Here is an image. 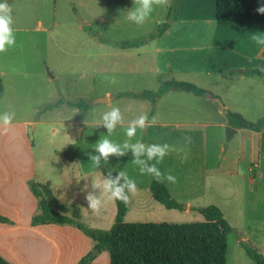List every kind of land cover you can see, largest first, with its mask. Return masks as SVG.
<instances>
[{
  "label": "rangeland",
  "instance_id": "rangeland-1",
  "mask_svg": "<svg viewBox=\"0 0 264 264\" xmlns=\"http://www.w3.org/2000/svg\"><path fill=\"white\" fill-rule=\"evenodd\" d=\"M173 1L176 13L179 10L188 19L175 24L171 34L178 36L170 44V50L159 54L154 50L166 49L167 41L159 44L147 40L144 45L131 47L115 44L145 38L166 21ZM6 2L15 40L12 46L0 51L3 89L0 112L15 115L8 125L0 124V158L21 162L17 170H23L26 163L34 161L33 180L50 181L60 202L80 207L79 221L89 228L109 229L116 214L114 199L106 196L101 197L98 210L88 209L85 193L99 194L98 189L91 188L90 179L103 177V171L116 176L117 171L124 170L136 181L137 190L128 193L123 222L193 223L203 221L202 215L193 208L214 205L232 227L227 236L226 264H254L243 244L264 256V133L258 139L239 132L226 141V126L219 125L224 117L218 114L217 104L181 90H167L155 100L116 97L119 93L157 91L165 82L176 80L189 82L219 98L222 97L220 84L228 83L224 100L232 97V89L236 90L239 101H247L252 107L243 111V118L256 122L264 118V78L244 76L243 81L236 83L231 81L232 77L228 79L213 72L228 68L224 75L235 76L232 71L239 70L234 68L238 63L264 68L263 62L258 60V52L264 51V46L256 45L251 39L253 35L244 32L238 38L239 43L234 41L236 37H227L229 48L218 46L222 27L215 22L214 0L184 1V4L175 0H153L152 12L139 25L126 19L132 0ZM259 28L256 33L264 32V27ZM238 46L240 50L233 48ZM104 98H107L105 102H95ZM77 101L85 107L69 105ZM112 106L120 109L122 123L117 124L109 136L102 125H95V120ZM142 113L149 120L155 117V123L167 124L164 128L144 126L131 138L145 144L170 146L156 165L161 176L141 173L139 166L132 163L130 149L121 156L109 155L98 169L94 168L87 154L94 151L99 138L108 136L122 143L127 139L123 129L128 121ZM194 122L208 125L199 130L186 126ZM73 143L78 145V152L69 164L63 151ZM259 144L261 154L256 152ZM140 158L145 166L156 162L155 156L148 160L141 154ZM169 173L175 177V182L165 179ZM82 174L88 178L79 180ZM152 180L164 183L183 209H166L156 202L147 190ZM186 204L190 205L187 209ZM58 226L71 227L78 233L69 234L70 239L60 229L50 233L48 238L55 248L62 240L63 253L67 252V239L75 248H85L87 242L92 243L74 226ZM238 230L244 232L249 241L243 242ZM80 251L75 249L70 259ZM103 252L104 262L108 251ZM58 264L65 261L60 257Z\"/></svg>",
  "mask_w": 264,
  "mask_h": 264
},
{
  "label": "trees",
  "instance_id": "trees-1",
  "mask_svg": "<svg viewBox=\"0 0 264 264\" xmlns=\"http://www.w3.org/2000/svg\"><path fill=\"white\" fill-rule=\"evenodd\" d=\"M257 0H214V17L219 24H264V13H257ZM175 2L173 1L166 14V21L158 25L145 38L116 42L120 47H131L143 44L147 40L162 35L175 20ZM249 73L264 75V69H251ZM170 89L181 90L200 96L204 90L195 85L171 80L165 82L157 91L141 93H119L116 97L128 96L155 100ZM0 81V97L2 94ZM69 105L85 107L82 102H70ZM227 124L232 128L249 129L259 132L264 127V118L256 122L244 119L240 114L229 110L223 111ZM78 152L76 143L68 145L63 157L72 162ZM104 175L108 172L103 171ZM112 177H115L112 175ZM120 183V181L118 182ZM31 194L36 199V211L31 216L32 226L40 224L72 225L93 242L91 249L75 264H90L98 254L106 250L109 254L108 264H226L227 236L232 227L223 217L220 209L214 205L193 208L198 211L203 221L182 224L135 222L125 223L123 217L127 210V201L114 200L116 214L114 222L107 230L89 228L79 221V210L76 206L70 209L61 204L52 194L48 183L40 184L33 179L27 181ZM151 197L166 209H183L176 202L167 187L158 180L149 183ZM67 212L70 213L67 216ZM0 222L10 223L0 216ZM242 243V242H241ZM245 252L254 264H264V256L245 246ZM0 264H10L0 256Z\"/></svg>",
  "mask_w": 264,
  "mask_h": 264
},
{
  "label": "crops",
  "instance_id": "crops-1",
  "mask_svg": "<svg viewBox=\"0 0 264 264\" xmlns=\"http://www.w3.org/2000/svg\"><path fill=\"white\" fill-rule=\"evenodd\" d=\"M175 1L177 3L182 2L184 4V1L187 3H191L192 1L195 0H175ZM186 19L188 18H185L182 12L178 10L175 20L170 23L166 31L159 37L150 40L159 44L162 41H167L168 46L166 49H158V48L154 49L157 54L165 51L167 52L168 50H170L169 49L170 44L176 38V36H178V35L172 36L173 34L172 31H175L174 30L175 24L177 22L180 23L182 21H186ZM190 19L199 20V21L204 20L203 18H192V17ZM216 25L222 27L221 28L222 31L219 34L220 40L218 41V46L222 47L223 49L229 48L230 41L226 39L227 37H230L231 39L232 37L233 38L236 37L237 39L234 41L236 43H239L240 40H238V38H241L244 32L253 35L256 33L255 30L260 29L259 27H264V24L217 23ZM254 25H258V26H254ZM181 35L182 33L180 34V36ZM233 48H236V50L241 49L240 46ZM258 53H259L258 60L262 61L264 64V51ZM236 66L237 67L234 68L236 69L239 68L241 72L232 71L233 75L235 76L224 75V72H226L228 68H218L217 70H213V72H216L217 76L229 77L228 79L232 77L231 81L236 83L243 81L244 76H254V77L256 76L258 78H264V75L261 76L255 73L248 72V70L259 69L260 67H245L241 63H238ZM213 68L215 69V66H213ZM227 87H228V83L220 84L219 91L222 94L221 95L222 97L219 98L222 101L224 108L223 110L217 109L218 114L224 117L223 111L229 110L231 112H236L243 117V111L249 110L252 107L249 105L247 101L240 102L237 97V94L239 93H237L236 90L234 89L231 90V93H233L234 95L231 94L232 96L231 98L229 99L227 98V100L226 99L224 100L223 93L227 91L226 90ZM166 125H167L166 123L146 122L145 128L154 127V126H159L164 128L167 127ZM207 125H208L207 122H194V123H188L186 126L194 127L199 130L201 128H207ZM219 125L229 126L226 122L225 117L224 120L220 121ZM234 130H235L234 134L242 132L248 136H256L258 139L264 133V127L259 132H255L249 129L246 130L243 128H234ZM256 152L258 154H261L262 151L260 144L256 147ZM65 161L67 160L65 159ZM67 162L71 164L73 161L72 162L67 161ZM18 163L21 162L19 161L17 162L16 160L0 158V216L5 217L10 221V223L0 222V256L6 261H8L10 264H46L48 259H50L49 264H58L60 262V257H61V261H65V264H75L84 254H86L91 249L93 245L92 240L89 238L92 243L90 244L89 242H87L85 248L82 246L81 247L76 246L75 248V246H73L71 241L67 239L66 242L67 252L63 253V249H64L63 247L65 246L62 240H60L59 245L56 246L55 248L54 242L53 244H50V240L48 238L50 237V233L56 232L58 229H60L66 236H69V234H71L72 236H76L78 235L77 232H75L71 227H65V226L61 227L58 226V224H40L35 226H32L30 224L31 216L36 211L37 206H36V199L31 194L30 190L27 187V181L34 178L36 174L35 172L36 167L34 161H32L30 163H26L25 168L23 170H17L16 167L19 166L17 165ZM253 166H255V164H253ZM38 183L40 184L48 183L52 194L59 201L55 192L53 191L52 183L50 181L45 180V182L41 181ZM60 203L63 204L62 202ZM63 205H65L68 208V210L70 209L71 206H73V204L67 206L65 203ZM189 206H190L189 204H186L185 209H187ZM78 210L80 214V207L78 208ZM237 232L241 234L240 237L243 242L249 241L248 239L249 237L246 234H244V232L240 230H238ZM67 238L70 239V236ZM59 246L61 249L59 248ZM75 249L77 250L80 249L81 251L79 255L70 259V256L74 253ZM47 255L48 257L46 258ZM65 256L67 257L65 258ZM103 256H104V252L102 251L90 264H108L109 254H108V259H106L104 262H103Z\"/></svg>",
  "mask_w": 264,
  "mask_h": 264
},
{
  "label": "clouds",
  "instance_id": "clouds-1",
  "mask_svg": "<svg viewBox=\"0 0 264 264\" xmlns=\"http://www.w3.org/2000/svg\"><path fill=\"white\" fill-rule=\"evenodd\" d=\"M258 7L257 13H264V0H257ZM153 9V0H132L131 7L127 8L126 19L134 24H142L145 19L150 15ZM12 25V16L10 13V7L6 0H0V51H3L6 46L10 47L14 44V34ZM253 42L258 46H264V32H258L251 37ZM15 113L13 112H0V124L8 125L13 119ZM146 122L155 123V117L149 118L146 114H140L139 116L128 121L127 127L123 129L124 136L127 137L122 143H116L109 139L108 136H101L98 142L94 146V151L88 153V160L91 161L92 166L98 169L101 161H107L109 155L114 154L116 156L124 155L127 149L131 150L132 163L139 166L141 173L152 174L154 177L159 178L161 172L157 168V164L163 159V157L170 150V146L167 143H142L140 140L132 141L131 138L137 135L138 130L144 128ZM122 123V116L120 109L116 106L110 107L108 110L103 111L99 119L95 120L96 126H103L109 136L116 128L117 124ZM141 154H144L148 160H151L153 156L156 157V162L151 165L145 166V161L141 159ZM88 178L87 175L82 174L79 178ZM123 178V183H118ZM165 179L171 182H175V177L170 173L165 176ZM92 189H98L99 194H94L92 191L85 193V200L87 201L88 209L96 211L101 206V197L106 196L108 199L127 201L128 193H134L137 190L136 181L129 178L126 171H117L115 177H112L111 172L106 175L100 176L97 179H90ZM88 185H85L87 188ZM127 189V191H125ZM63 196V193L60 194Z\"/></svg>",
  "mask_w": 264,
  "mask_h": 264
},
{
  "label": "water",
  "instance_id": "water-1",
  "mask_svg": "<svg viewBox=\"0 0 264 264\" xmlns=\"http://www.w3.org/2000/svg\"><path fill=\"white\" fill-rule=\"evenodd\" d=\"M80 24L81 25H84V22L83 21H80ZM238 72H241V70H237ZM201 96L203 97V98H205L206 100H209V101H211V102H213V103H215V104H217V106H218V109L219 110H223V108H224V106H223V103L221 102V100L218 98V97H216V96H214V95H212L211 93H209V92H207V91H204L202 94H201ZM107 100V98H104V99H98V100H96L95 102H105ZM94 102V103H95ZM235 133V130H234V128H232V127H230V126H226V128H225V135H226V141H228L231 137H232V135ZM79 137H80V132H79ZM223 149L225 150L226 149V144H224L223 145Z\"/></svg>",
  "mask_w": 264,
  "mask_h": 264
}]
</instances>
